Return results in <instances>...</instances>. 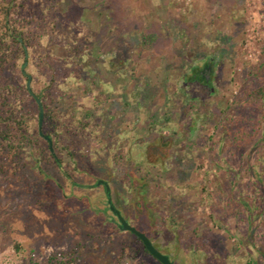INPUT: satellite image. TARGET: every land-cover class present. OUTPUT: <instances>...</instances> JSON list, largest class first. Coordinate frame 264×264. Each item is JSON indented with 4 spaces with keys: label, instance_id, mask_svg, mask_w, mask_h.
<instances>
[{
    "label": "rangeland",
    "instance_id": "374dc122",
    "mask_svg": "<svg viewBox=\"0 0 264 264\" xmlns=\"http://www.w3.org/2000/svg\"><path fill=\"white\" fill-rule=\"evenodd\" d=\"M51 3L43 44L58 59L54 104L69 124L57 152L79 185L54 184L48 151L47 175L0 171V264H56V252L77 246L71 264H91L111 237L127 240L98 217L112 214L103 181L125 219L175 264H264V120L244 97L264 81V0H29L24 16L43 21ZM206 64L208 81L191 78ZM195 237L200 252L186 254ZM119 254L104 264L153 258Z\"/></svg>",
    "mask_w": 264,
    "mask_h": 264
},
{
    "label": "trees",
    "instance_id": "16d2710c",
    "mask_svg": "<svg viewBox=\"0 0 264 264\" xmlns=\"http://www.w3.org/2000/svg\"><path fill=\"white\" fill-rule=\"evenodd\" d=\"M28 2L29 0H0V73L5 71V69H9L4 80L0 75V171L5 173L9 168L13 173L22 176L25 173V169H29L28 171L30 173H34L35 170L42 172V168H45L44 172L46 174L47 168L45 166L41 167V163L44 153L48 151V164L54 168V176L50 177V175H46L55 181L54 184L58 185L57 187L60 188V186H64V184L68 183V180H70L71 182L69 183L71 185H79L73 172L67 168L63 158L57 152L59 147L61 150L65 148V146L59 145L62 132L61 128L62 126L68 128L69 124L60 121L59 108L54 104L56 90L53 89V87L57 74L58 59L53 55L52 47L50 48V46H45L43 44V39L48 31L45 27L46 22L50 18L46 12L48 9L50 10L52 8V3L51 5L42 7V13L45 14L43 21H40L35 17L30 20L24 16V11L27 8ZM53 4H55V1H53ZM20 59L22 69L18 70L17 67L19 66L18 63ZM37 66L39 67L38 76L33 72ZM201 68L202 67H195L192 74L193 77L191 78L206 80L207 77L201 72ZM29 75L32 76V83H34L36 79H41V88L35 89L33 86H31V88L33 92L42 99L44 108L42 130L44 134L52 139L53 151L51 150L49 141L40 134L39 106L38 112L35 113L25 98L26 93L34 98L27 88ZM42 76H46L47 78L44 80ZM244 97L248 98L250 102L256 103L262 110V118H260V122H262V120H264V81L255 87L246 88L244 90ZM71 115L75 117L74 114ZM83 115L88 116L89 113L85 111ZM84 116H82L83 118L77 119V133L80 132V134L85 133L89 125V123L84 120ZM142 143L144 142L142 141ZM70 154L72 157L75 156L72 151ZM121 157L122 156L119 155L118 159ZM30 158L36 160L38 165L28 168L27 160ZM129 175V172L125 174L126 177H129ZM142 178L146 179L148 176L143 175ZM57 179L60 181L63 179L64 184H57ZM129 180L131 181V178ZM103 186L105 187V185ZM106 193L105 187V202L107 203L108 209L113 211ZM112 202L114 204L113 198ZM238 204H241L245 210L250 207L249 204L243 200ZM115 207L117 208L116 205ZM142 208V203L139 201L137 203V211L139 214L142 212ZM147 208L149 207L147 206ZM235 212L237 214L241 213L239 208H236ZM153 213L154 211L151 207L150 214ZM114 214L113 212V214L105 216L104 213H100L98 217L101 219L104 218L102 220L105 221L108 220L107 225L113 227L117 234L129 235L130 233L132 235H129L130 237L127 240H122L120 237H111L110 247L106 245L93 250V254H90L89 262H91V264H95L96 262L98 264H104L103 259H110V254H112L116 248L120 253L117 257L119 262L128 255L130 250L134 252V259H137L141 252H144L148 256L151 255L146 249L143 241L137 235L130 231H123L120 224L118 225L113 222L112 218ZM127 215L129 216L128 213ZM172 222L175 225L174 219ZM199 245L197 237L194 239H187L185 242L187 248L186 254H190L191 252L193 255L198 254L202 248ZM78 247L79 246L73 248L70 253L62 251L56 252L52 256V259H56V264H71L77 261L81 256ZM168 255L172 257L170 254ZM152 257L153 258L150 257L152 262L140 261L138 264H162L157 258L154 256Z\"/></svg>",
    "mask_w": 264,
    "mask_h": 264
},
{
    "label": "water",
    "instance_id": "95a60500",
    "mask_svg": "<svg viewBox=\"0 0 264 264\" xmlns=\"http://www.w3.org/2000/svg\"><path fill=\"white\" fill-rule=\"evenodd\" d=\"M31 80L32 77L29 75L28 77V81H27V88L29 90V92L34 96L35 100L37 101V104L39 106V130H40V134L44 136L45 139H47L50 143V147L51 150L53 151V142L52 139L43 133V120H44V108H43V102L42 99L39 98L32 90L31 88ZM103 183H105L107 185L106 181H103ZM109 201L111 203V206L114 210V212L116 213L119 222H120V227L123 231H130L132 233H134L135 235H137L144 243L145 247L147 248V250L155 257L157 258L162 264H174V262L171 260L170 256L163 253L159 248H157L154 243L152 242V240L142 231H140L139 229H137L136 227H134L133 225H131L126 219L125 217L122 215L121 211L115 207V205L112 202V198L109 192L108 195Z\"/></svg>",
    "mask_w": 264,
    "mask_h": 264
},
{
    "label": "flooded vegetation",
    "instance_id": "af4514ba",
    "mask_svg": "<svg viewBox=\"0 0 264 264\" xmlns=\"http://www.w3.org/2000/svg\"><path fill=\"white\" fill-rule=\"evenodd\" d=\"M201 72L204 74V75H206V80L205 81H208V79L210 78V72H212V69H211V65H209V64H206V65H204L202 68H201ZM102 185H105V187H106V191H107V196L109 195V192H111V186H110V184L107 182V185L105 184V183H102ZM111 206V205H110ZM110 210V209H109ZM111 211V210H110ZM113 212H114V210L113 211H111V213L113 214ZM115 213V212H114ZM112 220H113V222L114 223H116V224H120V222H119V219H118V217H117V215H116V213L114 214V216H113V218H112ZM153 242V241H152ZM155 245V244H154ZM158 248V247H157ZM147 249V248H146ZM160 249V248H159ZM161 250V249H160ZM162 251V250H161ZM163 252V251H162ZM163 253H165V252H163ZM151 254V253H150ZM165 254H167V253H165ZM152 255V254H151ZM168 255V254H167ZM153 256V255H152ZM171 258V257H170ZM172 260V259H171ZM175 264V263H174Z\"/></svg>",
    "mask_w": 264,
    "mask_h": 264
}]
</instances>
